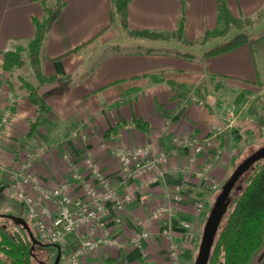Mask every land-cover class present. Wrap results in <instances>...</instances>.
<instances>
[{
	"label": "crops",
	"instance_id": "1",
	"mask_svg": "<svg viewBox=\"0 0 264 264\" xmlns=\"http://www.w3.org/2000/svg\"><path fill=\"white\" fill-rule=\"evenodd\" d=\"M224 1L235 17L253 16L264 8V0ZM48 2L55 10L43 45L41 71L56 82L39 88L50 111L28 137L36 108L18 84L9 87L22 74L3 70V55L20 48L26 56L34 22L44 17ZM58 2L62 7L57 10ZM181 9L183 36L190 46L172 39L129 36L118 21L111 23L110 0H0V113L8 100L7 88L16 98L0 148L1 165L17 168L29 153L41 150L32 171L44 186L55 187L69 180L71 163L87 175V158L103 175L120 182V164L111 153L116 146L131 150L150 144L153 154L168 153L156 182L151 172L121 184L119 194H131L132 200L122 210H110L107 217L109 236L116 243L100 245L81 264H170L169 240L162 234L167 227L192 255L205 208L215 192L212 183L223 184L255 134L249 114L225 105L220 93L223 83L233 89L260 78L250 44L204 57L216 42L198 43L206 29L218 25L217 0H130L128 30L173 32ZM263 19L264 15L254 25ZM96 36L93 44L71 51ZM27 75L37 85L31 69ZM212 83L221 84L217 91L209 89ZM135 119L145 122L146 130L137 127ZM73 131L76 136H71ZM190 141L204 147L197 152ZM2 181L0 176V207L6 206V198L25 212ZM159 207L169 208L170 214L155 218L153 212ZM183 222L190 226L184 228ZM143 231L148 236L138 243L135 237ZM101 234L97 230L96 236ZM75 239L72 234L68 241Z\"/></svg>",
	"mask_w": 264,
	"mask_h": 264
},
{
	"label": "built area",
	"instance_id": "2",
	"mask_svg": "<svg viewBox=\"0 0 264 264\" xmlns=\"http://www.w3.org/2000/svg\"><path fill=\"white\" fill-rule=\"evenodd\" d=\"M7 97V105L0 113V148L16 102L11 92ZM76 135V131L71 132V136ZM190 142L197 152L204 147V143L201 145L195 141ZM183 143L186 145L188 142ZM41 152L37 150L29 153L17 168H9L0 163V176L6 190L24 207L34 236L41 242L56 245L62 251H67L65 264H81V260L100 245L116 243L115 239L109 236L107 217L110 210H122L132 200L131 194H119L121 184L151 172V180L156 182L161 177L162 167L168 159L166 151L153 154L150 144L131 150L116 146L111 149V153L120 164V182L103 175L93 160L87 158V175L78 171L71 163L69 180L55 187H47L32 171L35 159ZM219 154L220 151L217 150L214 158L217 159ZM63 158L70 163L67 154H64ZM71 190L77 191V195L74 196ZM198 207L202 205L198 204ZM163 214H170L169 208L159 207L153 212L155 218H160ZM189 226L188 222H183L184 228ZM97 230L102 231L100 236H96ZM72 234L76 235V239L69 243ZM162 234L169 240L170 264H185L182 262V248L174 240L170 228H164ZM147 236L148 233L143 231L137 234L135 241L140 243Z\"/></svg>",
	"mask_w": 264,
	"mask_h": 264
},
{
	"label": "trees",
	"instance_id": "3",
	"mask_svg": "<svg viewBox=\"0 0 264 264\" xmlns=\"http://www.w3.org/2000/svg\"><path fill=\"white\" fill-rule=\"evenodd\" d=\"M130 0H110L111 23L118 21L119 26L129 36L145 39H181L186 45H192L183 36L184 13L181 14L177 22V27L173 32L158 31H133L128 30L127 24V4ZM62 7L58 2L57 10ZM264 8L257 14L248 17L233 16L224 0H217V19L218 25L210 30L206 29L199 39V44H204L213 38L227 37L226 40L219 42L206 49L204 57H210L227 53L241 45L264 41V35L251 40L249 34L243 29L252 27L254 23L262 19ZM52 20V13L45 10V16L40 20H35V33L26 46V59H24L21 49L7 51L3 55L2 69L12 73L28 64L37 85H33L22 79L20 87L25 91L26 98L36 108V116L29 121L27 136H31L34 131L43 124L45 117L49 114L50 108L46 103L45 95L39 91L42 85L56 82L54 76H45L41 71V64L44 60L43 45L45 43L48 27ZM233 32V33H232ZM230 35V36H229ZM95 38L89 42L77 46L72 52L80 48L91 45ZM183 58H191L188 53L176 52ZM239 94L235 103L240 101ZM250 114L253 112L248 111ZM264 116L261 118L262 122ZM135 125L146 130L145 122L138 119L133 120ZM264 159L254 163L236 181L229 194V202L226 211L219 224L215 236L210 256L207 264H253L261 251L264 249ZM31 241L16 233L12 237L0 226V255L8 260V264H35L34 258L29 254ZM185 258H190L191 253L187 252Z\"/></svg>",
	"mask_w": 264,
	"mask_h": 264
},
{
	"label": "rangeland",
	"instance_id": "4",
	"mask_svg": "<svg viewBox=\"0 0 264 264\" xmlns=\"http://www.w3.org/2000/svg\"><path fill=\"white\" fill-rule=\"evenodd\" d=\"M44 6H45V10L47 12L48 11L52 12L55 10V6L53 4H51L50 2H48ZM44 16H45V13H44ZM243 30L249 34V37L251 40L259 38L264 33V19L260 23L255 24L252 27H246ZM226 39H227V37H217V38L211 39L210 41L214 40L216 42L215 44H217V43L222 42ZM172 40H176L177 42H179V41L181 42V39H178V38L177 39L173 38ZM251 50H252L253 58L256 62V65L258 66V68L260 70V78L257 79L256 82H253L251 84H239V86H236L233 89H231V86L229 84L225 85V83H223L224 85H222V90L220 91V93L223 95L222 98H224V100L222 102L225 103V105H228L231 107L234 105L236 112H238L240 110V113H243L244 116H245V114L247 115V113H248L251 122H253L254 125L256 126L255 134L252 135V140H250V144H249L248 148L244 151V153H242L239 156L237 162L232 166V171L248 155H250L256 149H258L259 147L264 145V120L262 122H260L261 118L264 116V41L255 43L252 46ZM23 57H24V59H26V56L23 55ZM29 71H30V69H28L25 65L22 68H20L19 70L13 71V72H18V73H20V75L21 74L22 75L19 77L20 80H17V81L15 80V83L13 86L11 83H9V87H12V89H13V87L16 84H18V86L20 87V84L22 83V79L30 83L29 76L27 75L29 73ZM217 83H215L216 85H214L213 83L210 84L209 89H211L213 91H217L218 88L220 87L219 85H221V84H217ZM9 92H11L13 94L12 90H8V88H7L6 95ZM239 94H241L240 101L238 103H235V99ZM7 102H8V100L6 101L5 107L7 105ZM202 103H203V101H202ZM249 110H250V112H253V113L250 114L248 112ZM241 116H240V118L242 119L243 117H241ZM3 140H4V135H3ZM211 187L215 192H214V195L211 199V203L209 204L208 207L205 208L207 211L206 217L208 216L210 208H211V206H212V204H213V202H214V200H215V198L218 195L219 190H220V186L215 184V183H212ZM4 201H5L6 206L0 207V213H8V214H6L7 216H11L12 214L16 213V214H18L17 216L21 217L27 223H29L28 217H27L25 212H22L23 209L21 208V206L11 202L10 200H8L6 198L4 199ZM1 205H2V202L0 201V206ZM206 217H205V220H206ZM205 220H204V223H205ZM203 226H204V224H203ZM10 231L19 232L20 234H22V229L19 227L18 224L17 225H11ZM201 234H202V232H201ZM200 239H201V235H200L198 242L195 243L194 251H193V254L191 255L190 258L184 257V255H186L187 252L190 253V251H188V249H186L185 247L181 246L182 251H183V259H182L183 263L184 262H185V264H187V263L193 264L194 263V258L196 256L197 251H198ZM37 248H38L37 250L41 249V250L46 251V253H47V254L44 253V255L42 256V260H43L44 264H52L54 262V260L56 258V251H57V248L55 246H40V245H38ZM60 251L62 253L60 255L59 264H65V261H66L65 257H66L67 252L62 251V249H60ZM0 264H2V263H0ZM253 264H264V249L261 251V253L259 254V256L257 257L256 261Z\"/></svg>",
	"mask_w": 264,
	"mask_h": 264
},
{
	"label": "water",
	"instance_id": "5",
	"mask_svg": "<svg viewBox=\"0 0 264 264\" xmlns=\"http://www.w3.org/2000/svg\"><path fill=\"white\" fill-rule=\"evenodd\" d=\"M263 159H264V145L256 149L254 152L248 155L241 163H239L234 168V170L231 172L229 177L220 186L219 193L216 196L210 208L208 216L206 217V220H205V223L202 229L198 251L194 258L193 264H207L208 263L210 251H211L215 236L217 234L219 224L226 211V208L229 202L228 197H229V194L232 188L234 187L239 177L245 171H247L254 163L260 160H263ZM16 219L22 222L23 226L28 232V235L32 243L33 244L38 243L33 233L28 228L27 224L21 218H16ZM60 254H61L60 249L58 248L56 258L53 264H59Z\"/></svg>",
	"mask_w": 264,
	"mask_h": 264
},
{
	"label": "flooded vegetation",
	"instance_id": "6",
	"mask_svg": "<svg viewBox=\"0 0 264 264\" xmlns=\"http://www.w3.org/2000/svg\"><path fill=\"white\" fill-rule=\"evenodd\" d=\"M6 214H8V213H0V226L3 228V230L6 231L8 234H10L12 237H15L16 233H18L19 235H21L23 237L26 235L30 240L28 232L26 231L22 222H20L19 220L16 219V218H21V217L17 216L18 214H16V213L12 214L11 216H7ZM22 220L27 224L28 228L33 233L29 223H27L24 219H22ZM17 224L22 229V234H20L19 232L10 231L11 225H17ZM36 240L38 241V243H36V244H33L32 241L30 240L31 244H30L29 254L34 258L35 264H44V262L42 260V256L44 255V253H46V251L41 250V249L37 250L38 245H40V246H55L57 248V251H58V247L56 245H49V244H46L44 242H41L37 238H36ZM57 251H56V254H57ZM60 253H62V252L60 251ZM4 257L5 256L0 255V263L8 264L9 263L8 260H6V257L5 258Z\"/></svg>",
	"mask_w": 264,
	"mask_h": 264
}]
</instances>
